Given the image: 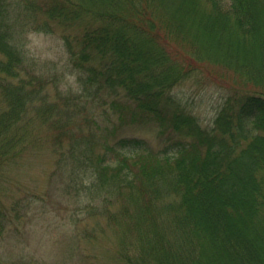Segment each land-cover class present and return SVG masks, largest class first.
Returning <instances> with one entry per match:
<instances>
[{
    "label": "trees",
    "instance_id": "obj_1",
    "mask_svg": "<svg viewBox=\"0 0 264 264\" xmlns=\"http://www.w3.org/2000/svg\"><path fill=\"white\" fill-rule=\"evenodd\" d=\"M10 2L0 0V171L49 148L85 213L119 232L112 264H264V0L19 1L17 13ZM53 25L82 30L63 36L77 93L61 92L62 74L36 69L20 47L29 26ZM203 65L239 80L210 130L172 92ZM101 94L133 103L130 118L157 123L170 146L158 156L118 138L95 151L74 107Z\"/></svg>",
    "mask_w": 264,
    "mask_h": 264
},
{
    "label": "rangeland",
    "instance_id": "obj_2",
    "mask_svg": "<svg viewBox=\"0 0 264 264\" xmlns=\"http://www.w3.org/2000/svg\"><path fill=\"white\" fill-rule=\"evenodd\" d=\"M19 1L29 2L30 9L35 5L41 8V0H11L9 8L13 7L16 13ZM26 16L27 23H31L33 13L27 12ZM41 18L38 12L35 21L40 25ZM55 26L49 34L29 26L20 36V47L36 69L50 75L62 74L60 83H56L61 92L77 93L79 87L69 71L63 36L71 39L82 30ZM256 58L261 60L263 56ZM234 77L221 67L203 65L172 92L200 126L210 130L221 106L233 95L232 87L239 85ZM53 88L50 86V93ZM247 89L252 91L251 87ZM113 103H120L121 107L113 108ZM133 105L105 94L94 101L81 99L74 107L75 121L83 131L92 134L95 151H101L107 142L118 138H132L140 140L143 147L159 156L171 144L166 132L147 118L138 115L136 119L130 118ZM84 116L90 120L83 122ZM56 169L50 149L36 146L0 171V207L7 208L8 221L0 236V257L42 264H112L118 254L119 232L108 226L100 213L89 217L84 208L86 197L81 193L74 195L66 188V172L55 173ZM84 231L91 233L90 238H85Z\"/></svg>",
    "mask_w": 264,
    "mask_h": 264
}]
</instances>
